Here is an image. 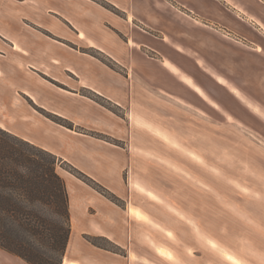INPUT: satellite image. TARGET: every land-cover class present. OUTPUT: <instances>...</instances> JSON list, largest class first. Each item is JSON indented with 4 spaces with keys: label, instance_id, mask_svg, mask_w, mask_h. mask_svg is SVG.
I'll use <instances>...</instances> for the list:
<instances>
[{
    "label": "crops",
    "instance_id": "crops-1",
    "mask_svg": "<svg viewBox=\"0 0 264 264\" xmlns=\"http://www.w3.org/2000/svg\"><path fill=\"white\" fill-rule=\"evenodd\" d=\"M214 1L218 7L211 12L219 21L205 17V0H0V127L53 153L123 201L122 206L111 202L57 166L70 218L61 264H205V246L202 254L192 253L187 220H179L178 228L154 205L158 201L176 216L185 215L163 200L156 184L137 167L161 161L192 178L188 170L162 158L154 139L205 166L204 155L186 146L172 127L181 124L183 115L188 118L184 112L190 107L204 109L199 89L205 90V77L223 90L218 78L242 77L249 72L244 61L251 62L252 56L258 61L257 53L243 56L236 40L219 30L260 48L264 23L249 13L243 16L247 12L229 0ZM256 1L264 14V0ZM39 109L86 132L56 123ZM185 150H193L202 162ZM227 182L234 186L233 180ZM194 232L229 264H235L234 256L244 260L213 237L203 239L199 230ZM85 235L103 237L120 252L97 247ZM157 246L174 253L175 260ZM0 264L28 263L0 249Z\"/></svg>",
    "mask_w": 264,
    "mask_h": 264
},
{
    "label": "rangeland",
    "instance_id": "rangeland-1",
    "mask_svg": "<svg viewBox=\"0 0 264 264\" xmlns=\"http://www.w3.org/2000/svg\"><path fill=\"white\" fill-rule=\"evenodd\" d=\"M229 1L247 12L243 16L250 14L264 23L263 7L256 0ZM186 4L194 8L193 2L188 1ZM217 5L214 0H205V17L215 18L211 9ZM245 17L241 19L244 21ZM215 19L220 20L218 17ZM237 22L244 28V22L239 19ZM219 31L227 39L231 37L236 40L237 45L242 47L243 56L247 52L257 53L258 61H253L254 56L251 62L243 60L244 68L249 69V72L242 77L228 80L218 78L227 89L217 88L205 77V90L199 89L200 95L205 98L204 109L190 107L184 112L189 113L188 118L183 115L179 118L181 124L172 127V133L186 146L204 155L205 166L190 161L180 152L154 139L162 152V158L179 164L189 171L192 178L174 171L159 161L160 157L157 159L159 164L143 161L144 166L140 162L137 171L156 184L157 190L163 194V200L185 215V218L176 216L158 201L154 205L162 218L173 220L178 228L182 226L179 220H187L194 237L195 249L192 253L202 254L200 251L205 246V264L229 263L209 248L204 240L199 239L194 232L196 230L200 231L201 238L213 237L244 258L241 260L234 256L233 263L264 264V45L258 48L246 39L240 40V36L227 33L228 30ZM205 66L208 64L205 63ZM172 143L174 146L175 141ZM176 145V148H182L179 142ZM185 152L194 161L202 162L201 156L193 150ZM58 166L59 170L66 167L63 164ZM227 180H233L234 186ZM201 184H205V188ZM99 242L114 248L109 251L120 252L105 240ZM211 246L219 247L213 242ZM159 248L168 253V260H175L174 253L159 246L156 250ZM221 251L226 252L224 249Z\"/></svg>",
    "mask_w": 264,
    "mask_h": 264
},
{
    "label": "trees",
    "instance_id": "trees-1",
    "mask_svg": "<svg viewBox=\"0 0 264 264\" xmlns=\"http://www.w3.org/2000/svg\"><path fill=\"white\" fill-rule=\"evenodd\" d=\"M88 96L114 111L96 96ZM39 110L56 123L86 132L64 117ZM90 134L120 144L108 136ZM61 164L111 202L123 205L120 198L90 176L69 163H61L46 149L0 127V249L28 264H61L70 233L68 196L64 180L57 172V166ZM85 239L97 247L114 249L99 242L107 241L103 237L85 235Z\"/></svg>",
    "mask_w": 264,
    "mask_h": 264
},
{
    "label": "bare ground",
    "instance_id": "bare-ground-1",
    "mask_svg": "<svg viewBox=\"0 0 264 264\" xmlns=\"http://www.w3.org/2000/svg\"><path fill=\"white\" fill-rule=\"evenodd\" d=\"M160 251H161L162 253H164V254H165V252H164V250H163V249H161ZM165 255H167V254H165Z\"/></svg>",
    "mask_w": 264,
    "mask_h": 264
}]
</instances>
